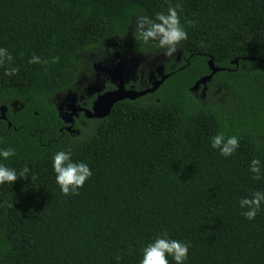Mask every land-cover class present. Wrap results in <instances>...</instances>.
I'll use <instances>...</instances> for the list:
<instances>
[{
	"label": "trees",
	"instance_id": "trees-1",
	"mask_svg": "<svg viewBox=\"0 0 264 264\" xmlns=\"http://www.w3.org/2000/svg\"><path fill=\"white\" fill-rule=\"evenodd\" d=\"M176 5L188 39L173 56L133 38L131 13ZM126 41L145 62L183 60L153 93L60 131V100L106 43ZM0 47L19 69L9 77L0 66V148L15 149L4 163L18 176L29 168L0 185V264H138L161 232L190 244L186 264H264V205L252 221L238 206L264 191L248 171L264 162V0H0ZM209 61L222 71L203 98L191 89ZM221 132L240 140L229 158L209 146ZM60 150L92 170L77 195L55 183Z\"/></svg>",
	"mask_w": 264,
	"mask_h": 264
},
{
	"label": "clouds",
	"instance_id": "clouds-1",
	"mask_svg": "<svg viewBox=\"0 0 264 264\" xmlns=\"http://www.w3.org/2000/svg\"><path fill=\"white\" fill-rule=\"evenodd\" d=\"M178 8L179 5L169 6L166 12H157L153 16L141 12L131 13L134 16L135 25L133 38L145 46L161 50L165 56H173L178 50V45L188 39V33L181 24ZM58 59V57H53L52 63L58 62ZM12 60L13 57L8 50L0 47V66L8 63L9 66L5 69L4 75L9 77L15 76L19 71L18 68L11 66ZM42 62L47 63V61H41L36 55H32L28 60L29 64ZM209 146L218 151L220 156L229 158L238 150L240 140L237 135H226L221 132L210 137ZM15 156V149L0 148V185L13 184L29 172V168L25 166L18 176L14 168L4 163ZM51 167L55 183L65 196L77 195L78 189L82 188L92 176L89 165L83 161H74L70 150L55 152L52 156ZM248 171L254 180L264 178V162L260 159H252L249 162ZM262 205H264V191L252 192L238 200L240 214L248 221L256 218ZM189 248V243L173 239L167 232H161L141 249L138 264H170L169 258L174 264H186Z\"/></svg>",
	"mask_w": 264,
	"mask_h": 264
},
{
	"label": "flooded vegetation",
	"instance_id": "flooded-vegetation-1",
	"mask_svg": "<svg viewBox=\"0 0 264 264\" xmlns=\"http://www.w3.org/2000/svg\"><path fill=\"white\" fill-rule=\"evenodd\" d=\"M126 44V42H125ZM124 45L112 44V49H106L103 55L100 67H96L95 64L91 65V77L87 78L85 86L78 84L77 92L71 93V101L64 99L60 100L57 106L58 116L63 123V127L60 131L64 130L70 134L78 133L75 126L83 125V121L87 119L84 111H90L94 101L96 100L98 93L96 92V85L102 87V92L114 91L116 86L120 83L126 91H145L150 89L156 81H159L162 77L168 76L167 70H173L175 65H180V56L175 59L176 64H171L166 68L164 63L158 64L157 62H145L138 60V57L127 50ZM108 46V45H107ZM137 58V59H136ZM168 63V59L165 60ZM185 61V60H184ZM159 66H163V70L159 71ZM107 69H105V68ZM120 80H119V79ZM205 88L199 86L192 90L195 94H199L203 98L205 97ZM74 105L76 116H72V123H68V114L71 112L70 105ZM5 113L1 115L0 119H5ZM4 117V119L1 118ZM70 130L67 131V128Z\"/></svg>",
	"mask_w": 264,
	"mask_h": 264
},
{
	"label": "water",
	"instance_id": "water-1",
	"mask_svg": "<svg viewBox=\"0 0 264 264\" xmlns=\"http://www.w3.org/2000/svg\"><path fill=\"white\" fill-rule=\"evenodd\" d=\"M236 63H237V61L233 62V64H236ZM100 66H101L100 64H96V67H100ZM208 67H209V70H210L211 74L209 76H207V77H204V78L200 79L193 86L191 91L196 89V88H198L201 85L204 86L205 83L208 82L211 79L213 74H215L218 71H222V69L215 68L213 66L212 61L208 62ZM158 69H159V71H162L163 70V66H159ZM166 78H167V76L162 77L159 81H156L150 89H147L145 91H140V92L126 91L123 88V85L120 83L119 85L116 86L114 91L104 92V93L100 94V92H102V87L96 85L95 87H96V92L98 93V96H97L96 100L94 101L91 110L90 111H84L85 117L87 119H102V118H105V117H107L109 115L113 105L116 104L117 102L124 101V100L133 101V100H136V99H138V98H140L142 96H145L146 94H151L154 91H156V89L163 83V81ZM72 98L73 97H72L71 93H68L65 96V99L67 101H71ZM70 107H71V109L72 108L73 109L68 114V117H69V120L67 121L68 123H72V116H76V112L74 110V105L71 104ZM5 111H6L5 108H0L1 115L4 114ZM1 118L4 119L3 116H1ZM69 130H70V127L67 128V131H69Z\"/></svg>",
	"mask_w": 264,
	"mask_h": 264
},
{
	"label": "rangeland",
	"instance_id": "rangeland-1",
	"mask_svg": "<svg viewBox=\"0 0 264 264\" xmlns=\"http://www.w3.org/2000/svg\"><path fill=\"white\" fill-rule=\"evenodd\" d=\"M112 44H113L112 42H108V43H106V45H104L105 50H106L107 48H108V49H112ZM124 44H125V42H124ZM124 44H123V45H124ZM107 45H108V46H107ZM125 47H126L127 50H130L131 45H130V42H129V41H126ZM94 55H95V54H94ZM94 55L90 53V54H86L85 57H86L88 60L90 59V61H91L92 59H95L96 56L94 57ZM97 56L100 57V54H97ZM100 58H101V57H100ZM136 59H137V58H136ZM138 60H140L139 57H138ZM156 62H157V63L159 62L158 59L156 60ZM92 64H95V65H96L97 63L95 62V63H92ZM88 77H91V74H90V73H89ZM88 77H87V75H82L81 78H80V80H79L80 85L83 84V85L85 86V84L87 83L86 80H87ZM79 83H78V84H79Z\"/></svg>",
	"mask_w": 264,
	"mask_h": 264
}]
</instances>
